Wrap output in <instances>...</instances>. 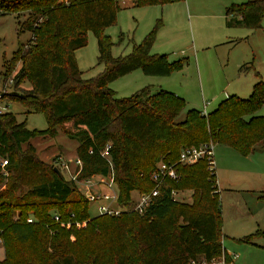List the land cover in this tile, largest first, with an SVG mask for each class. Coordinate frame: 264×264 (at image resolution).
Here are the masks:
<instances>
[{
	"label": "trees",
	"instance_id": "16d2710c",
	"mask_svg": "<svg viewBox=\"0 0 264 264\" xmlns=\"http://www.w3.org/2000/svg\"><path fill=\"white\" fill-rule=\"evenodd\" d=\"M168 1L174 0H133L135 5ZM119 9L118 0H0V15L26 10L24 25L32 31L5 61L3 83L10 78L12 89L3 96L41 112L47 122L45 128H29L12 111L0 110V158L11 173L0 190L5 255L0 264H210L225 254L217 175L205 159L178 163L181 178H164L142 212L91 214L76 183L62 170L59 175L31 142L35 136H55L61 127L78 141V177L112 173L119 204L130 202L135 190L150 191L156 162L176 160L184 146L212 141L242 154L264 148L258 145L264 140V114L257 113L264 104L261 79L247 97L229 94L206 113L194 107L183 111L184 99L163 88L144 86L118 96L109 81L135 68L168 75L184 62L151 51L159 19L128 53L113 56L104 28L115 23ZM225 15L228 26L260 27L264 0L231 2ZM88 30L97 38V61L104 69L83 77L75 50L86 44ZM24 80L30 82L27 89ZM35 172L45 177L25 187ZM182 188H191L189 200L173 195ZM255 235L264 238V227L250 237Z\"/></svg>",
	"mask_w": 264,
	"mask_h": 264
},
{
	"label": "rangeland",
	"instance_id": "374dc122",
	"mask_svg": "<svg viewBox=\"0 0 264 264\" xmlns=\"http://www.w3.org/2000/svg\"><path fill=\"white\" fill-rule=\"evenodd\" d=\"M118 1L120 9L115 23L104 28L113 41L110 48L113 56L128 53L132 42H140L159 19L160 26L151 51L167 53L169 60L184 61L168 75L146 74L135 68L109 81V86L118 96L130 95L144 86L150 87L151 91L163 88L184 99L183 111L194 107L208 112L227 95L234 93L247 97L255 81L261 79L264 82V18L260 27L249 28L228 26L224 17L227 5L244 0H174L142 5H135L132 0ZM26 18V10L0 15V110L12 111L17 121L25 120L29 128L42 129L47 122L41 112L27 111L20 102L3 96L12 89L10 78L3 83L1 72L5 61L32 36V31L24 25ZM97 55V38L88 30L86 44L75 50L83 77L95 76L104 69V64L97 61ZM17 68L18 65L8 75ZM21 86L27 89L30 82L24 80ZM257 113L264 114V104ZM68 125L69 122L65 124ZM31 142L39 156L60 171L61 160H69L73 168L78 141L68 137L61 127L55 136H35ZM258 145L264 147V140ZM213 156L217 173L214 186L220 188L225 254L214 258L210 264H221L223 260H228V256L231 259L233 254H237L233 264H264V238L261 235L250 237L264 227V149L242 154L226 144L214 143ZM2 160L0 158V165ZM10 177L11 173L8 171L7 174L3 166L0 167V190L5 189ZM44 177L43 173H33L30 182H25V187ZM92 179L96 180L97 176ZM138 192H132L130 202L120 204L124 210L134 205ZM190 193L191 188H182L174 196L189 200ZM97 204L90 201L91 214L98 212ZM12 217H19L18 209H13ZM29 218L33 219L30 212ZM245 237H250V240ZM1 249L3 257L0 260L5 256L2 237Z\"/></svg>",
	"mask_w": 264,
	"mask_h": 264
},
{
	"label": "built area",
	"instance_id": "2783aa9c",
	"mask_svg": "<svg viewBox=\"0 0 264 264\" xmlns=\"http://www.w3.org/2000/svg\"><path fill=\"white\" fill-rule=\"evenodd\" d=\"M202 112L206 113L205 111ZM213 146L214 143L212 141L202 142L198 145L184 146L180 149L176 160H158L150 174L154 181L153 188L150 191H139L138 197L134 200V205L130 209L142 212L151 202L153 196L158 193V186L164 178L169 177L178 181L181 178V172L177 168L178 163L190 165L201 159H205L207 161V169L210 173H214L216 170L214 165ZM73 161V168H71L69 160H61V164H59L62 167V171L66 173V176L76 183L77 187L83 192L84 196L89 201L98 202L97 213L118 214L124 210V208L117 202V187L112 173L107 175L94 174L97 176L96 180L92 179L94 175L78 177L82 163L77 156L74 157ZM6 162L7 160L3 159L1 165L4 166ZM215 183H217V178L215 179ZM80 186L83 188L81 189ZM98 186H100V188ZM172 193L175 195L176 191L173 190ZM54 217L56 219L58 218L56 214ZM236 257L237 254H233L231 259H228L227 261L223 260L221 264H233V260Z\"/></svg>",
	"mask_w": 264,
	"mask_h": 264
},
{
	"label": "crops",
	"instance_id": "0c3cea01",
	"mask_svg": "<svg viewBox=\"0 0 264 264\" xmlns=\"http://www.w3.org/2000/svg\"><path fill=\"white\" fill-rule=\"evenodd\" d=\"M133 1V0H132ZM134 3V2H133ZM224 17L226 18V15H225V13H224ZM198 60V59H197ZM257 149H264V148H257ZM256 150V149H255ZM215 170H216V168H215ZM216 175H217V173H216ZM219 190V195H220V188L218 189ZM3 257V250L1 249L0 250V259Z\"/></svg>",
	"mask_w": 264,
	"mask_h": 264
},
{
	"label": "water",
	"instance_id": "95a60500",
	"mask_svg": "<svg viewBox=\"0 0 264 264\" xmlns=\"http://www.w3.org/2000/svg\"><path fill=\"white\" fill-rule=\"evenodd\" d=\"M53 169H54L59 175H61V171H60L56 166H54Z\"/></svg>",
	"mask_w": 264,
	"mask_h": 264
}]
</instances>
